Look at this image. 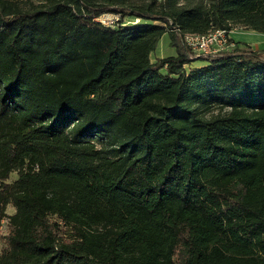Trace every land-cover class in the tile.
Returning a JSON list of instances; mask_svg holds the SVG:
<instances>
[{
	"label": "trees",
	"instance_id": "1",
	"mask_svg": "<svg viewBox=\"0 0 264 264\" xmlns=\"http://www.w3.org/2000/svg\"><path fill=\"white\" fill-rule=\"evenodd\" d=\"M214 30L264 0H0V264H264V50Z\"/></svg>",
	"mask_w": 264,
	"mask_h": 264
},
{
	"label": "built area",
	"instance_id": "2",
	"mask_svg": "<svg viewBox=\"0 0 264 264\" xmlns=\"http://www.w3.org/2000/svg\"><path fill=\"white\" fill-rule=\"evenodd\" d=\"M119 14H102L97 18L99 25L106 28H114L120 24ZM138 20H135V23ZM125 24H121L124 26ZM185 45L192 51L195 58L202 55H212L219 51L230 50L235 45L229 38V32L225 30H214L204 35L184 36Z\"/></svg>",
	"mask_w": 264,
	"mask_h": 264
},
{
	"label": "rangeland",
	"instance_id": "3",
	"mask_svg": "<svg viewBox=\"0 0 264 264\" xmlns=\"http://www.w3.org/2000/svg\"><path fill=\"white\" fill-rule=\"evenodd\" d=\"M168 40L169 39H168V37L166 35L161 38V40L159 41L155 51L150 56L151 62H154L158 58H163V57L174 55V49L169 46V41ZM199 65H201L199 63V61H197V63L194 64V66H199ZM16 177H17L16 173H12L10 175L9 182L14 181L16 179ZM12 212H13V209L9 207L7 209V213L11 214ZM6 231H7V227H6V223H4L2 231H0V252L5 247V242L2 239V236L4 234H6Z\"/></svg>",
	"mask_w": 264,
	"mask_h": 264
},
{
	"label": "crops",
	"instance_id": "4",
	"mask_svg": "<svg viewBox=\"0 0 264 264\" xmlns=\"http://www.w3.org/2000/svg\"><path fill=\"white\" fill-rule=\"evenodd\" d=\"M229 38L236 46H248L253 50H264V34L251 31L233 30L229 32Z\"/></svg>",
	"mask_w": 264,
	"mask_h": 264
}]
</instances>
